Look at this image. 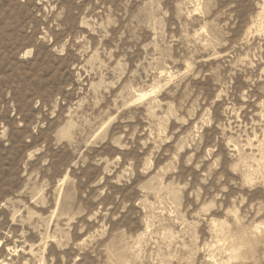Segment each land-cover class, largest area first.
Here are the masks:
<instances>
[{
	"label": "rangeland",
	"instance_id": "rangeland-1",
	"mask_svg": "<svg viewBox=\"0 0 264 264\" xmlns=\"http://www.w3.org/2000/svg\"><path fill=\"white\" fill-rule=\"evenodd\" d=\"M0 264H264V0H0Z\"/></svg>",
	"mask_w": 264,
	"mask_h": 264
},
{
	"label": "bare ground",
	"instance_id": "bare-ground-1",
	"mask_svg": "<svg viewBox=\"0 0 264 264\" xmlns=\"http://www.w3.org/2000/svg\"><path fill=\"white\" fill-rule=\"evenodd\" d=\"M142 97H146V96H142Z\"/></svg>",
	"mask_w": 264,
	"mask_h": 264
}]
</instances>
